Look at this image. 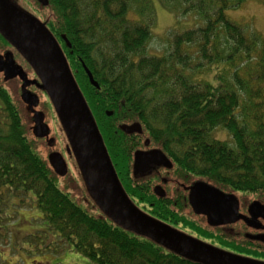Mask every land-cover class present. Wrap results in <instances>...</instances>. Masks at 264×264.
I'll use <instances>...</instances> for the list:
<instances>
[{"label":"trees","instance_id":"trees-1","mask_svg":"<svg viewBox=\"0 0 264 264\" xmlns=\"http://www.w3.org/2000/svg\"><path fill=\"white\" fill-rule=\"evenodd\" d=\"M12 1L71 41L76 82L123 189L143 212L211 239L191 220L188 195L170 194L175 184L205 179L264 203V34L227 15L247 0H160L177 15L199 18L193 28L172 30L162 56L147 52L155 22L152 0H49L47 7L37 0ZM77 56L100 89L90 84ZM39 104L48 117L47 106ZM23 105L0 80V224L8 223L5 206L16 199L37 207L54 237L95 264H202L122 227L103 211L90 213L61 189L33 137L34 113ZM133 122L142 125V134L121 129ZM216 129H225L231 141L215 138ZM144 139L162 149L178 172L161 167L136 174L133 155ZM164 175L167 195L159 197L153 187ZM220 240L227 242L225 249L264 260V249L245 233Z\"/></svg>","mask_w":264,"mask_h":264},{"label":"water","instance_id":"water-1","mask_svg":"<svg viewBox=\"0 0 264 264\" xmlns=\"http://www.w3.org/2000/svg\"><path fill=\"white\" fill-rule=\"evenodd\" d=\"M37 1L43 7L50 3L49 0ZM0 32L32 66L38 81L41 82L40 88L48 93L68 140L66 153L74 157L79 175L106 215L122 227L149 237L162 246L202 264H264V260L236 254L186 234L136 206L121 185L96 120L52 31L12 0H0ZM33 32L42 38L44 47L36 42ZM63 38L71 46L65 35ZM6 58L12 65V54L7 53ZM84 68L91 84L100 88V84L85 64ZM12 72H7V75ZM21 98L34 113V136L47 137L50 130L45 123L44 113L34 111L39 103L38 96L25 91ZM107 114L112 115L113 112L108 111ZM121 129L127 134L143 132L139 122L124 123ZM49 141L54 144L52 138ZM149 143V139H146L145 145L148 146ZM48 162L57 176L67 175L68 165L61 152L51 151L48 154ZM154 166L172 168V162L159 148L137 150L134 153L133 170L136 174L151 170ZM154 192L159 197L166 196V190L160 184L154 187ZM188 201L193 212L207 216L208 223L212 226L243 220L258 228L262 224L257 220L261 218L264 221V203L253 201L249 207L250 217H247L239 213V201L235 195L225 193L202 180L193 182ZM251 239L264 242V234Z\"/></svg>","mask_w":264,"mask_h":264},{"label":"rangeland","instance_id":"rangeland-1","mask_svg":"<svg viewBox=\"0 0 264 264\" xmlns=\"http://www.w3.org/2000/svg\"><path fill=\"white\" fill-rule=\"evenodd\" d=\"M25 1L28 2V0ZM152 4L155 11V22L152 25V38L148 44L147 52L151 55L162 56L170 47L169 39L171 37L172 30L176 28L175 30L183 31L193 28L199 24V18L195 14L191 13L186 15H177L168 8L167 4H164L160 0H152ZM227 15L232 21L245 26L246 30H256L264 34L263 1L247 0L241 7L228 10ZM1 49L2 47H0V50ZM212 72H215V70L208 74L209 78H212ZM0 80H2L1 82L9 91L11 90L14 93V86L16 87L20 81L17 78L10 80V83H7L1 78ZM35 90L38 93L42 104L48 108L49 116H46V120L49 122V126L51 127L50 135L47 137L48 139L45 138L44 140H35L44 151V156L47 157L51 150L61 149L60 151L63 152L64 148L62 141L59 139L60 134L56 128L58 120L54 113L52 104L45 91L37 88H35ZM18 91L16 96L23 102L20 98L21 91ZM24 107L29 110V105L26 104ZM35 109L41 108L38 107ZM213 135L215 138L224 141H231V137L225 129H216L213 132ZM50 138H52L55 145L48 142ZM139 147L141 149L147 148L144 143L140 144ZM150 147L152 148L157 146L150 145ZM66 158L70 162L71 166L69 165V172L66 176H58L57 183L59 187L68 192L77 203L87 209L90 213L101 216L103 214L102 210L95 200L91 190L84 183L83 178L79 175V169L75 159H68L67 156ZM228 190L232 191L230 189ZM237 194L243 202L255 199V196L250 195L249 193L240 192ZM245 194L249 195L247 196ZM13 202L18 203V205L11 204ZM7 203L8 205L5 206L6 214L4 216L9 217L7 220L8 223L6 224V221L3 220L0 224L5 225L4 228H0V264H95L87 257L74 251L72 245L70 243H66L61 237H54L47 228V223L43 219L41 211L37 207H34L33 204H29L28 202L22 206L20 201L16 199ZM242 230V233H245V231L250 233L252 231V229L243 227ZM235 231H241V228L240 230L235 228ZM190 233L199 238V234L193 232ZM202 239L216 247L230 251L225 249L222 245L227 244V242L220 240L217 236H213L211 239Z\"/></svg>","mask_w":264,"mask_h":264},{"label":"flooded vegetation","instance_id":"flooded-vegetation-1","mask_svg":"<svg viewBox=\"0 0 264 264\" xmlns=\"http://www.w3.org/2000/svg\"><path fill=\"white\" fill-rule=\"evenodd\" d=\"M63 35H65V34H62L60 37H56V40H57L58 44L60 45V47L62 48L66 59L68 60V62H70L69 56H70V53L72 51H70L69 49H71L72 46H69L67 44V41H66V39L63 38ZM67 40L71 43L69 38ZM0 47H2V49L0 50V64H1L0 65V67H1L0 68V78L5 80L7 83H10V80H12V79H16V78L19 79L20 80L19 84L16 85L17 88L14 86V91L16 94H17V91L19 90V91H21L22 95L25 91H29V92H32V93L36 94L37 96H39L38 93L36 92L35 88L41 90V88H40L41 82L38 81V78L36 76L35 71L33 70L32 66L28 63V61L24 58V56L9 42V40L1 32H0ZM7 53L12 54L13 61H14L12 65H10L9 61L6 58ZM77 59L83 65L84 60L79 56H77ZM9 71L10 72L13 71V72H12V74L7 75V72H9ZM93 76H94V74H93ZM94 79L99 83V81L95 78V76H94ZM146 147L147 148L136 149L134 151V153L137 150H149V149H153V148H159V147H152L151 148L150 144ZM51 151H53V150H51ZM133 162H134V160H133ZM173 167L174 166L172 165V168ZM159 168H161V167L154 166L151 170L155 171V170H158ZM164 168H166V167H164ZM172 168H168V169H172ZM172 172H178V170H176V167L174 169H172ZM185 181H187V180H185ZM168 183H169L168 179L164 175V176L160 177L159 182L156 183L154 185V187L158 184H161L163 186V188L166 189V191H167ZM192 184H193V182L191 180H189L188 182H185V185L183 184V181H180L179 183L174 185L178 189L177 190H174V189L171 190L170 194L173 196H180V195L183 196L186 194L189 195L190 188L192 187ZM154 187H153V190H154ZM187 190H188V193L186 192ZM222 191L225 193L235 195L239 201V207H240L239 213L243 214L247 217H250L249 207L253 201H256V199H254L252 201L248 200L246 202H243L237 193H235L233 191L225 190V189H222ZM188 211H189L188 213H189L191 220H193L198 225L202 226L207 231V233L210 234L211 236H217V237H220V239H223V238L231 239V238L239 237L240 231H235V228L240 230L242 224L245 225V226H242L243 228L252 229V231L250 233L245 231L246 237L252 238L256 235L264 234V221L261 218L257 220L258 223L262 224V226L258 227V228L248 225L243 220H238L236 222L225 224V225H218V226L213 225L212 226V225H209L207 216L198 215V214L194 213L192 208H191L192 214L190 213V209H188ZM231 233H233V234H231ZM255 242L258 243L261 246V248L264 249V242L257 240V239Z\"/></svg>","mask_w":264,"mask_h":264},{"label":"bare ground","instance_id":"bare-ground-1","mask_svg":"<svg viewBox=\"0 0 264 264\" xmlns=\"http://www.w3.org/2000/svg\"><path fill=\"white\" fill-rule=\"evenodd\" d=\"M33 36L34 39L36 40V42L39 44V46L44 47V41L42 40V38L39 36V34H37L36 32H33ZM47 52V50H46Z\"/></svg>","mask_w":264,"mask_h":264}]
</instances>
